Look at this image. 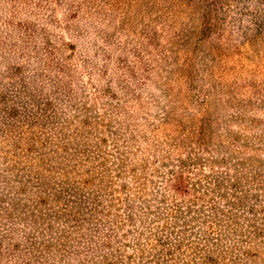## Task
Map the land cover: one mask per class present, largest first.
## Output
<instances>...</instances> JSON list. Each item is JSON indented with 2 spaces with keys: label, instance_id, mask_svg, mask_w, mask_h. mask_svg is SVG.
<instances>
[{
  "label": "rangeland",
  "instance_id": "374dc122",
  "mask_svg": "<svg viewBox=\"0 0 264 264\" xmlns=\"http://www.w3.org/2000/svg\"><path fill=\"white\" fill-rule=\"evenodd\" d=\"M0 264H264V0H0Z\"/></svg>",
  "mask_w": 264,
  "mask_h": 264
}]
</instances>
